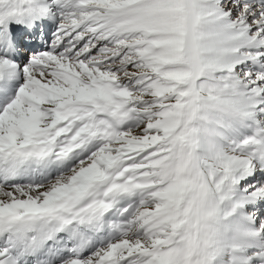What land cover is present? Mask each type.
<instances>
[{
	"label": "snow or ice",
	"instance_id": "snow-or-ice-1",
	"mask_svg": "<svg viewBox=\"0 0 264 264\" xmlns=\"http://www.w3.org/2000/svg\"><path fill=\"white\" fill-rule=\"evenodd\" d=\"M0 264H264V0H0Z\"/></svg>",
	"mask_w": 264,
	"mask_h": 264
}]
</instances>
